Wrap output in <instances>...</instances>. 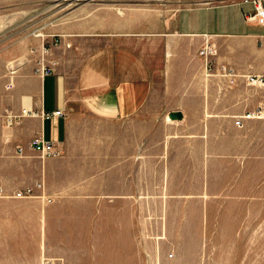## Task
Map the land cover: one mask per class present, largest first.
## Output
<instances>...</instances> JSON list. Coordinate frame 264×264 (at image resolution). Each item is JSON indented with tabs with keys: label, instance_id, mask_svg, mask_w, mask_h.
Segmentation results:
<instances>
[{
	"label": "rangeland",
	"instance_id": "1",
	"mask_svg": "<svg viewBox=\"0 0 264 264\" xmlns=\"http://www.w3.org/2000/svg\"><path fill=\"white\" fill-rule=\"evenodd\" d=\"M228 1L0 0L1 109L26 106L9 101L17 62L34 64V48L42 43L52 56L77 63L101 43L114 48L113 55L135 42L157 47L143 104L151 116L142 117L158 119L157 138L153 125L149 136L158 140L151 148L158 163L178 168L158 172L152 186L143 179L141 195L59 193L76 180L90 186L101 154L109 150L117 158L125 128L79 116L84 120L73 125L70 138L84 145L51 163L56 173L44 179L38 156L23 163L14 155L7 131L13 125L0 116V264H264V45L250 36L211 35L202 41L213 49L206 56L188 42L192 36L156 44L161 36L139 34L165 28L183 8ZM165 40L173 51L161 59ZM170 109L184 115L166 126ZM142 126L149 130V122ZM91 139L99 146L86 145ZM149 145L143 138L142 149ZM27 183L32 192L15 196Z\"/></svg>",
	"mask_w": 264,
	"mask_h": 264
},
{
	"label": "crops",
	"instance_id": "2",
	"mask_svg": "<svg viewBox=\"0 0 264 264\" xmlns=\"http://www.w3.org/2000/svg\"><path fill=\"white\" fill-rule=\"evenodd\" d=\"M261 3L264 7V0H261ZM254 10L252 0H229L209 6L187 7L178 10L177 17L173 16V20L170 22L167 20L165 28L139 34L161 36L162 38H155L156 44L165 38L168 41L171 36H192L193 38L188 42H191L196 49L202 46L203 38H208L211 35L217 38L250 36L263 46L264 24L255 20L247 21L244 18V12ZM156 44L155 46H157ZM161 46H163L161 57L163 59L164 54L169 56L172 43H161ZM62 48L63 45H60L57 49L59 51ZM78 48V45H73L71 51L76 52ZM113 49L106 43L98 44L88 50L87 58L80 63H77L73 58L66 60L63 55L55 53L52 56L56 61L54 72L43 77L33 71L34 64L32 62H25L23 59L17 62L14 75L15 86L9 101L16 106L24 104L41 110L61 109L63 111L62 114L49 117L41 115L25 117L20 124L7 129L8 146L21 162H32L31 156L33 155L40 158L38 161L39 178L42 175L44 179H50V174L56 171L53 170L51 163L62 162L63 156L69 155V153V158H71L73 153L71 147L84 145L82 143L86 140L70 138L73 125L84 120L79 116L87 114L93 122L117 124L125 128V137L120 138L117 142L120 147L117 158L111 159L109 150L105 154H101L100 172L91 177L90 186L78 183L76 180V186H72L71 183L68 192L59 189L57 190L59 193L100 195L102 197L141 195L143 179L144 184L152 186L151 180L153 176H157L158 172L165 171L166 168L168 173L178 169L177 167L173 168L170 163L168 167V162L167 167L166 163H158L157 150L151 149L153 145L158 144V140L156 142L150 138L152 125L155 132L154 138H157L155 127L158 125V119L142 117L150 115L144 113L147 108L143 104L147 101L153 85V70L150 68L154 66L152 62L154 57L151 56L155 55L157 47L148 49L136 42L118 46L114 53L118 56L117 59L112 53ZM65 63L67 64L65 65ZM72 66L81 69L74 72L70 70ZM116 67L123 68V73L122 71L116 72L114 69ZM171 110L173 109L168 110V113ZM181 111L183 112V110ZM168 113L166 120H163L164 125L173 126L174 121L179 119L168 120L171 119L168 117ZM157 114L155 113V116ZM148 122L149 130L142 126L143 123ZM36 132L41 133L45 138L54 139L63 154L41 157L29 144L31 136ZM143 138H149V150L142 149ZM88 142L86 144L88 146H99V143L93 139ZM18 145L23 147L22 153L17 152ZM170 150L171 148L167 147V155ZM89 157L99 158L97 155ZM152 157L154 161L151 160ZM72 168L70 166V169ZM29 184L31 185V183H27L22 187ZM35 189L40 190V188ZM108 200L110 199L108 198Z\"/></svg>",
	"mask_w": 264,
	"mask_h": 264
},
{
	"label": "built area",
	"instance_id": "3",
	"mask_svg": "<svg viewBox=\"0 0 264 264\" xmlns=\"http://www.w3.org/2000/svg\"><path fill=\"white\" fill-rule=\"evenodd\" d=\"M248 1V0H245ZM254 3V11L244 12V18L247 21L254 19L256 22L264 24V7L262 6L261 0H252ZM56 43V42H55ZM35 51H38V56L35 57V63L33 66V71L39 76L43 77L45 75L52 74L54 72V66L56 61L52 57V48L45 43H42L40 47L34 48ZM200 54L208 55L213 52L211 46L207 43L201 46L199 49ZM224 70L233 71L232 67L226 68L222 66ZM230 72V74H231ZM251 79H254V75L250 76ZM260 78H264V74L260 75ZM61 109L53 110H41L31 106H22L21 108L14 110L12 108H0V116L4 117L9 125H18L20 124L25 117L41 115L45 117L62 114ZM30 146L35 149L40 156H58L61 153L60 147L56 144L54 139H48L42 136L41 133H35L31 136L29 140ZM18 153H22L23 147L18 145L16 148ZM36 186H42L40 182L35 183ZM34 188V185H27L22 189H18L14 192L15 196H25L30 194ZM3 192V187L0 185V193Z\"/></svg>",
	"mask_w": 264,
	"mask_h": 264
},
{
	"label": "water",
	"instance_id": "4",
	"mask_svg": "<svg viewBox=\"0 0 264 264\" xmlns=\"http://www.w3.org/2000/svg\"><path fill=\"white\" fill-rule=\"evenodd\" d=\"M168 117L171 119H180L183 117V112L180 109L171 110L168 113Z\"/></svg>",
	"mask_w": 264,
	"mask_h": 264
}]
</instances>
